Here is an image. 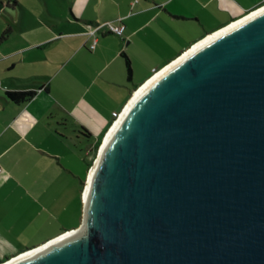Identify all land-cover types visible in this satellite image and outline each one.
Instances as JSON below:
<instances>
[{"label": "water", "instance_id": "1", "mask_svg": "<svg viewBox=\"0 0 264 264\" xmlns=\"http://www.w3.org/2000/svg\"><path fill=\"white\" fill-rule=\"evenodd\" d=\"M181 57L104 139L81 225L1 264H264V12Z\"/></svg>", "mask_w": 264, "mask_h": 264}, {"label": "crops", "instance_id": "2", "mask_svg": "<svg viewBox=\"0 0 264 264\" xmlns=\"http://www.w3.org/2000/svg\"><path fill=\"white\" fill-rule=\"evenodd\" d=\"M71 2L73 18L10 19L3 11L13 25L0 32V264L81 225L90 154L138 88L208 35L264 6V0ZM105 22L122 26V35L106 28L88 35V24ZM25 91L36 95L25 103L6 96Z\"/></svg>", "mask_w": 264, "mask_h": 264}, {"label": "rangeland", "instance_id": "3", "mask_svg": "<svg viewBox=\"0 0 264 264\" xmlns=\"http://www.w3.org/2000/svg\"><path fill=\"white\" fill-rule=\"evenodd\" d=\"M3 1L4 3L10 5V7L4 11L5 13H9V15H11L10 17H7L10 19H12V15H14V13L16 17L18 15H22V16H26L27 19L36 18L37 16L42 17V18L51 19V17H53L55 14H60V15L68 14L69 16H71V18H73V16L71 15L69 11L70 3H72L71 1L73 0H17L18 5H14V3L12 2L13 0H3ZM7 18H4L3 12H0V32L2 33L3 31L7 30L5 32L6 35L9 29L12 28L10 25H13L12 22H10L11 20L8 21ZM106 135L107 133L102 137V143L99 146V148L90 154L91 155L90 160H91L92 166L94 165L99 155L100 149L103 145ZM95 139H96V136L92 137L91 140L87 142V145L92 146L94 144ZM81 154L82 156L88 159L87 148L83 149V152ZM72 221L73 223H70V224L78 223L77 221H74V220Z\"/></svg>", "mask_w": 264, "mask_h": 264}, {"label": "bare ground", "instance_id": "4", "mask_svg": "<svg viewBox=\"0 0 264 264\" xmlns=\"http://www.w3.org/2000/svg\"><path fill=\"white\" fill-rule=\"evenodd\" d=\"M262 12H264V7H262V8H260V9L256 10V11H254V12H252V13H250L249 15H247V16L244 17V18H242L241 20H238V21L234 22L233 24H231L230 26L226 27L225 29L219 30L218 32H215L214 34L209 35L207 38L203 39L201 42H199L198 44H196V45H195L190 51H188L184 56H182V57L180 58V60H181L183 57H186V55H188V54L192 53L193 51H195L197 48H199V47H201L202 45H204L205 43H207L208 41H210V40H212V39L218 37L219 35H222L223 33L229 31L230 29H232V28H234V27H237V26L240 25L241 23H243V22H245V21H247V20H249V19L255 17L256 15H258V14H260V13H262ZM175 63H177V61H176ZM175 63H173V65H174ZM170 67H172V66H169V67H167V68L161 70L160 72L156 73V75L153 76V77H152V78H151L146 84H144L143 86H141L140 88H138V89L135 91V93H134L132 99L130 100V104L132 103V101H133L136 97H138V96L141 94V92H142V91H143V90H144L149 84H151V83L154 82L156 79H158L161 75H163L168 69H170ZM128 107H129V106H128ZM122 115H123V114H122ZM119 121H120V119L117 118L116 121H115V123H114V125H112V127L108 130L107 135H106V137H105V142H104V144H105L106 141L108 140L110 134L112 133V131H113V129L116 127V125L119 123ZM102 146H103V145H102ZM91 174H92V172H91ZM91 174H90L89 177H88L87 183H89V178L91 177ZM87 187H88V184H86V188H85L84 196H85V193H86ZM67 235H69V233L65 234L64 236H60V237H65V236H67ZM60 239H61V238H60ZM35 250H37V249H33V250H31V251H27L25 254H28V253H30V252H32V251H35ZM25 254H23V255H25ZM23 255H21V256H23ZM21 256H19V257H21ZM19 257H18V258H19ZM16 259H17V258H16ZM14 260H15V259H14ZM12 261H13V260H12ZM10 262H11V261H10ZM8 263H9V262H8ZM6 264H7V263H6Z\"/></svg>", "mask_w": 264, "mask_h": 264}, {"label": "trees", "instance_id": "5", "mask_svg": "<svg viewBox=\"0 0 264 264\" xmlns=\"http://www.w3.org/2000/svg\"><path fill=\"white\" fill-rule=\"evenodd\" d=\"M14 3V5H18L17 0H13L12 1ZM10 7L9 4L4 3L3 0H0V12L5 11L6 9H8ZM125 60H126V65L128 68V73H129V78L131 79L132 76V65H131V60L130 58L124 54ZM36 95V93L34 91H25V92H7L6 96L13 102L15 103H25V102H29L34 96ZM83 133L86 135H90V133L86 130L83 129ZM102 140L98 141L95 144L94 147V151L97 150L99 148V146L101 145ZM92 167V163H88V169L90 170V168Z\"/></svg>", "mask_w": 264, "mask_h": 264}, {"label": "built area", "instance_id": "6", "mask_svg": "<svg viewBox=\"0 0 264 264\" xmlns=\"http://www.w3.org/2000/svg\"><path fill=\"white\" fill-rule=\"evenodd\" d=\"M87 28H88V35L90 37H96L103 28H106L109 32L117 34V35H122L123 33V27L120 25H115L112 22H105V23H100V24H88ZM95 44H96V41L91 46L92 49L95 47Z\"/></svg>", "mask_w": 264, "mask_h": 264}, {"label": "clouds", "instance_id": "7", "mask_svg": "<svg viewBox=\"0 0 264 264\" xmlns=\"http://www.w3.org/2000/svg\"><path fill=\"white\" fill-rule=\"evenodd\" d=\"M114 125V124H113Z\"/></svg>", "mask_w": 264, "mask_h": 264}]
</instances>
